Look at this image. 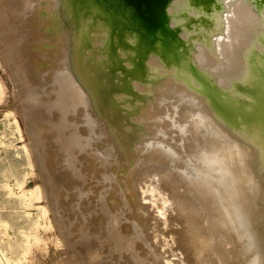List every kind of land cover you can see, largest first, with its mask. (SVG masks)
<instances>
[{"label":"bare ground","instance_id":"6f19581e","mask_svg":"<svg viewBox=\"0 0 264 264\" xmlns=\"http://www.w3.org/2000/svg\"><path fill=\"white\" fill-rule=\"evenodd\" d=\"M88 1L90 3L88 10L91 12L80 16L82 11H76L74 15L68 17L70 10L77 8L72 6L70 0H18V3H24L27 6V15L23 24L26 26L28 35L25 48L30 56L29 66L31 70H34L33 77L35 78L31 77V79L36 80L37 78V84L44 83L49 87L46 82L53 80L52 76L55 72L60 73V76L57 73L55 75L60 77L63 91H60V94L54 92L60 97V106L57 102L58 106L54 105L55 103L53 105L57 106V110L59 107L62 111L59 110L60 113H63V118L60 119L61 125L59 124L60 127H58L60 149L63 150L60 154L68 165V170L70 169V171L67 170L69 174L66 173L69 179L66 178V174L62 177H65L68 182L74 178L83 179L82 182L88 180L91 184L100 182L103 187L107 188V191L103 192L104 201L94 213L101 209L102 214L112 215L110 217L112 219L118 215L125 222L126 213L129 217L142 218L141 213L137 211L138 205H136L138 201L133 175L136 173L135 169L160 161L172 163L171 165L183 169L186 174L197 181L198 187L195 193L202 200L205 206L203 209H208L211 214L215 213L211 216L208 214L216 220L209 235L216 236L223 233L229 242L231 238L238 242L234 245V252L238 251L235 254H232L231 244V247L228 245L233 264H247L250 247L253 251L264 254V95L263 97L258 96L261 89L264 92V50L248 71L233 78L237 84L249 85L251 87L249 93L254 96H249V93L246 94L241 90L235 101L225 98L227 90L225 86L217 84L215 74L208 65L210 62L201 63L200 65L204 66L203 69L194 66L193 77L197 78V82L205 88L207 93V98L203 100L201 96L203 90L199 87L196 93L190 92L187 86L175 80V74L168 64L172 63L179 54L177 46L183 43L187 50L195 42H198V50L195 54L197 60L207 58L212 61L214 46L209 36L215 27L208 24H197L190 27L191 24H188L180 32L170 29L171 19L166 9V4L170 2L168 0L165 6L160 7L163 19L159 24L166 25L172 37L164 39L159 33L161 29L159 32H148L141 19L133 12L132 6L125 0ZM108 1L118 8L105 6ZM261 2L264 3V0ZM93 18L94 21L99 20V22L93 23ZM126 19H130L135 26L139 25V27L131 32ZM135 39L139 41L132 44L131 40ZM142 39L146 42L144 48L148 49L146 56L141 55V51L144 50ZM158 41L163 45L161 49L154 47V42ZM88 45H93L95 50L90 51L87 48ZM136 45L140 47L136 48ZM128 46L133 48L130 49ZM250 46L254 47V44ZM101 48H104L102 52ZM118 51L123 54L129 53V55L126 58L122 57ZM132 53L135 55L130 57ZM116 54L124 61L127 60L120 74L113 76L109 67L117 62ZM71 57L74 58L78 74L66 67L70 65ZM56 59L60 60V64L57 61L58 68L53 64ZM48 64H51V68L52 66L56 68L46 69ZM151 64L156 66L155 69L152 68L153 74L149 72ZM59 68L60 70L66 68L67 73L62 72L61 74ZM153 78H155L154 81ZM257 86L259 88H256ZM50 90L52 92L48 91L49 94L55 91ZM32 94L34 95L35 92ZM33 95L32 98H34ZM36 96L34 99L40 101ZM40 96L43 97V95ZM43 100L40 101L41 104ZM246 101H250L252 106ZM57 113L58 111L55 113L56 116L53 115L56 118ZM54 120L56 121L52 124L58 121L55 118ZM159 123L172 127L178 125L183 139L177 141L176 146L174 141L167 142L165 139L167 133L159 130L157 125ZM16 125L18 128V124ZM48 125L50 126L51 122ZM138 129L139 131L143 129L145 134L140 137L131 136L132 132ZM51 137L55 138L53 133ZM52 138L51 141H53ZM53 144L52 147H56ZM42 161L46 163L45 155ZM133 164L134 166L130 168ZM16 180L18 181L17 186L23 185V181ZM51 180L48 178V185L52 184ZM1 182V185L8 189L9 195H16L9 182L3 180ZM80 188L84 190L85 186L82 185ZM28 192L32 190L17 195L25 200L29 196ZM174 203H176L175 200ZM206 210L202 212H207ZM101 216L104 217V215ZM179 216L175 219L176 221L180 220ZM137 221L134 224L139 223ZM178 232L175 231V234ZM183 233L187 234L186 237L189 234ZM140 235H135L136 241L140 242L142 237ZM220 237H218L219 240ZM192 238L196 240L193 242L194 252L191 253L194 260L197 257L194 255L199 250L197 247L204 249L207 243L201 240V237L192 235ZM218 238L215 239L218 240ZM185 239H187L183 240L186 242L185 245L179 240L180 245L190 246L192 240L188 237ZM134 240L131 239L132 243ZM132 243L130 244L133 246ZM195 249L198 250L195 251ZM201 251L198 253L202 257L196 258V262L197 260L202 262L204 257L207 259ZM0 264H11L1 244Z\"/></svg>","mask_w":264,"mask_h":264},{"label":"rangeland","instance_id":"374dc122","mask_svg":"<svg viewBox=\"0 0 264 264\" xmlns=\"http://www.w3.org/2000/svg\"><path fill=\"white\" fill-rule=\"evenodd\" d=\"M70 2L74 8H77L70 10L68 17L74 15L76 11H82L80 16L89 13L90 3L88 0H70ZM106 3L105 6L118 8L110 1ZM166 9L171 19L170 29L174 31L180 32L188 24H191L190 27L197 24H208L215 27L209 36L214 46L212 61L207 58L197 60L195 54L198 50V42L193 43L187 50H185L183 43L179 47L177 46L179 54L172 63L168 64L175 74V80L182 82L193 93H196L195 91L200 87L203 90L201 96L205 100L207 98L205 88L197 82V78L193 77L192 72L194 66L203 69L204 66L200 64L210 62L208 65L215 74L217 84L225 86L227 90L224 95L225 98L235 101L241 90L246 94L249 93L251 88L249 85L237 84L233 78L248 71L264 50V3L261 0H170L166 4ZM26 15L27 6L24 3H18V0L13 2L12 0H0V223L2 225H0V230H2L0 231V244L6 250L11 264H233L231 256L238 252L233 250L234 245L238 242H235L234 238H229V242L223 233L217 234L221 236L220 240L217 235H209L216 222L210 216L215 215V213L211 214L208 209H203L205 206L195 193L198 187L197 181L186 174L183 169L171 165L172 163L160 161L135 169L136 173L134 172L133 175L138 201L136 205H138L137 211L141 213L142 218L129 217L126 213L125 222L118 215H115L117 219H112L110 218L112 215L109 216L104 212L102 214L101 209L94 213L95 209L104 201L102 199L104 197L103 192L107 191V188L103 187L100 182L91 184L88 180L82 182L83 179L77 178L70 182L66 181L70 169L68 170L69 167L60 154L63 150L60 149L58 127H60L59 124L61 125L60 119L63 118V113H60L59 107L57 110L60 97L56 96L58 92L60 94V91H63L59 79L60 73H54L53 80L49 81L51 84L46 82L49 87L45 86L44 83L37 84L36 80L38 79H33L35 78L33 77L34 70H31L29 66L30 56L25 48L28 35L23 22ZM126 21L132 30L131 32L139 27V25L135 26L130 19H126ZM94 22L96 21L93 18ZM137 41L139 39L131 40L132 44ZM142 44L144 50L141 51V55L146 56L148 49L144 48L146 42L143 39ZM147 44L149 43L147 42ZM252 44L254 47L250 46ZM162 46L160 41L154 42L156 49H161ZM128 47L133 48L132 46ZM139 47L140 45H136V48ZM87 48L90 51L95 50L93 45H88ZM103 50L104 48H101L100 51ZM118 53L125 58L129 55V53L123 54L120 51ZM135 53H132L130 57L134 56ZM89 54L95 55L92 52ZM116 56L117 62L109 67L113 76L120 74L127 60L124 61L117 54ZM70 60V65L66 67L78 74L74 65V58L71 57ZM57 61L60 60L56 59L53 64L57 65L58 68L60 62L58 64ZM56 67L52 66V68ZM155 67L154 64H151L149 72L153 74L152 68L155 69ZM52 68L51 64H48L46 69ZM66 71V68L60 70L61 74L62 72L67 73ZM56 73L59 76L55 75ZM152 74L151 76H153ZM154 80L155 78H153ZM49 88L55 91L49 94L50 91L52 92ZM44 90L45 92H43ZM30 91L35 92L34 95H37L36 97L40 101L42 99L48 100L45 102L43 100L41 104L38 99H34L35 96ZM40 95L43 97L41 98ZM263 95L264 92L261 89L258 96L263 97ZM249 96L254 95L249 93ZM246 102L251 105L250 101ZM53 104L57 106L54 107ZM53 109L58 111L57 118L55 117L57 111L52 112ZM54 114L55 116H53ZM54 118L60 123L57 121L52 124L56 121ZM50 122L53 125L52 128H50L51 125H48ZM16 124H18V128H16ZM157 125L162 133H167L165 136L167 142L174 141L176 146V142L183 139L178 125L173 127L163 123ZM47 127L50 128H48L49 131ZM50 130H52L51 134ZM56 132H58L56 134L58 136L54 134ZM52 133L54 139H57L56 141L51 137ZM143 134H145L143 129L142 131L138 129L134 130L131 136L140 137ZM50 137L53 141L50 140ZM52 144L56 147H52ZM44 155L47 157L46 163L42 161ZM110 156L112 157V154ZM133 166L134 164L130 168ZM64 174L67 176L64 177L65 179L62 177L65 176ZM47 176L50 180L52 178L51 183L53 185L50 183L48 185ZM16 179L23 181V185L17 186L18 181ZM2 180L9 182L16 195L32 190V192H28L30 197L28 196L23 200L19 196L20 194L17 196L9 195L8 189L1 185ZM82 185L85 186L84 190L80 188ZM189 194L192 196L190 195V197ZM183 198L187 199L184 200ZM52 199H55L54 202ZM177 209L183 212L184 217ZM202 210H206L208 213L202 212ZM175 214L180 215V220H175L178 218V215ZM128 218L129 220H127ZM133 218L135 221L138 219V225L134 224L136 222L132 220ZM174 230L179 232L175 234ZM183 232L191 235L188 234L187 237L192 240V244L189 243L192 247L187 246V244L184 246L186 242L183 240H187L185 239L187 234ZM129 233L130 236H128ZM136 234H141L140 242L136 241ZM192 235L201 237L200 239L207 243L204 249L199 247H197L198 251L195 249L197 254L194 257H197H193L194 260L191 253L194 252L192 248L195 245L193 242L196 240L194 241L195 237L193 239ZM180 236H183L184 239H181L183 237ZM209 236L212 238H208ZM131 239H135L136 243L134 241L132 243ZM179 242L184 245H180ZM130 243L134 245L132 246ZM225 243L228 244L225 245ZM230 244L232 246L231 256L229 254ZM200 250L203 251V255L207 259L203 256L202 262L201 260L196 262V258L202 257L198 253Z\"/></svg>","mask_w":264,"mask_h":264},{"label":"water","instance_id":"95a60500","mask_svg":"<svg viewBox=\"0 0 264 264\" xmlns=\"http://www.w3.org/2000/svg\"><path fill=\"white\" fill-rule=\"evenodd\" d=\"M168 0H125L127 4L132 6L133 12L141 19L143 26L148 32H159L161 31L164 39L171 38V33L166 25H161L159 22L163 19V12L160 7L165 6ZM163 39V40H164Z\"/></svg>","mask_w":264,"mask_h":264},{"label":"clouds","instance_id":"9594fccd","mask_svg":"<svg viewBox=\"0 0 264 264\" xmlns=\"http://www.w3.org/2000/svg\"><path fill=\"white\" fill-rule=\"evenodd\" d=\"M248 252L250 255L247 264H264V254H261L259 251H253L251 247L248 249Z\"/></svg>","mask_w":264,"mask_h":264}]
</instances>
